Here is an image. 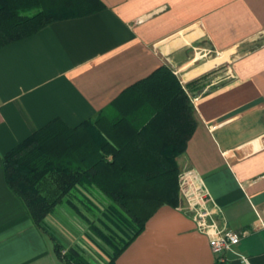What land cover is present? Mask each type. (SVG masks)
Masks as SVG:
<instances>
[{
    "label": "crops",
    "instance_id": "0c3cea01",
    "mask_svg": "<svg viewBox=\"0 0 264 264\" xmlns=\"http://www.w3.org/2000/svg\"><path fill=\"white\" fill-rule=\"evenodd\" d=\"M101 1L0 47V264H63L51 235L70 246L32 222L6 184L2 155L52 118L71 127L91 118L162 64L187 87L196 120L179 172L202 176L218 224L264 264V0ZM222 67L223 78L189 93ZM178 203L158 206L115 264H214L207 237ZM47 217L73 239V207L59 203ZM224 264L238 261L226 254Z\"/></svg>",
    "mask_w": 264,
    "mask_h": 264
},
{
    "label": "trees",
    "instance_id": "16d2710c",
    "mask_svg": "<svg viewBox=\"0 0 264 264\" xmlns=\"http://www.w3.org/2000/svg\"><path fill=\"white\" fill-rule=\"evenodd\" d=\"M103 5L101 0H0V47L51 20ZM195 125L186 88L162 64L76 126L55 117L28 134L2 155L4 178L40 228L59 203L79 212L76 198L84 204L82 191L112 202L110 214L122 221L125 234L129 231L122 244L90 227L112 251L102 264H115L158 206L178 203L176 157L185 151ZM51 237L63 264H92L79 246Z\"/></svg>",
    "mask_w": 264,
    "mask_h": 264
},
{
    "label": "built area",
    "instance_id": "2783aa9c",
    "mask_svg": "<svg viewBox=\"0 0 264 264\" xmlns=\"http://www.w3.org/2000/svg\"><path fill=\"white\" fill-rule=\"evenodd\" d=\"M178 207L189 212L196 230L207 237L214 264H224L226 254L233 255L238 264H253L250 258L237 250L240 235L221 227L215 216V204L200 174L188 169L178 174Z\"/></svg>",
    "mask_w": 264,
    "mask_h": 264
},
{
    "label": "rangeland",
    "instance_id": "374dc122",
    "mask_svg": "<svg viewBox=\"0 0 264 264\" xmlns=\"http://www.w3.org/2000/svg\"><path fill=\"white\" fill-rule=\"evenodd\" d=\"M223 75L224 69L222 67L218 72V76L211 79L210 82L203 81L201 84H199L197 82L194 83L193 81L192 84L195 85H192L191 90L189 89L188 91L190 94H193L194 91L202 89L207 83L213 84L217 82L219 79L223 78ZM93 202L94 203L89 201L85 205H78L77 208L80 211L76 212L80 215V217H78L77 219L74 217L78 223L76 225V228L75 226H73L74 230H76L75 234L72 233L73 239L68 238V236L70 237V235L67 230L59 231L53 225V223L50 222L47 216L45 217L42 223L43 226L41 228L46 235L57 230L59 234L65 236L66 241L70 243V245L73 244L79 246L92 262V264H102L105 260L108 259L112 251L105 242H103L93 234L90 226L93 225L101 230L105 235L112 237L116 245L122 244V241L126 238V235L129 234V231H127V234H125L122 221L114 219L110 214L108 206L111 205L112 202H110L106 198H104V200H101L100 198L96 200L94 198ZM121 212L122 214H124L123 211ZM49 225L51 226V228ZM50 229H53V232H51Z\"/></svg>",
    "mask_w": 264,
    "mask_h": 264
}]
</instances>
